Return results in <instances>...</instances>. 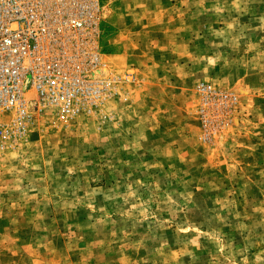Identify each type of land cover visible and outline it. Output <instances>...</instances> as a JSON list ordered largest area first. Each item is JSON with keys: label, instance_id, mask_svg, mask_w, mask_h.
<instances>
[{"label": "rangeland", "instance_id": "1", "mask_svg": "<svg viewBox=\"0 0 264 264\" xmlns=\"http://www.w3.org/2000/svg\"><path fill=\"white\" fill-rule=\"evenodd\" d=\"M102 1L110 97L0 143V264H264V0Z\"/></svg>", "mask_w": 264, "mask_h": 264}, {"label": "built area", "instance_id": "2", "mask_svg": "<svg viewBox=\"0 0 264 264\" xmlns=\"http://www.w3.org/2000/svg\"><path fill=\"white\" fill-rule=\"evenodd\" d=\"M104 5L102 0H0L3 147L23 139L47 110L65 118L92 114L110 97L117 80L101 72Z\"/></svg>", "mask_w": 264, "mask_h": 264}, {"label": "bare ground", "instance_id": "3", "mask_svg": "<svg viewBox=\"0 0 264 264\" xmlns=\"http://www.w3.org/2000/svg\"><path fill=\"white\" fill-rule=\"evenodd\" d=\"M69 1V0H68ZM105 11V10H104ZM103 16H104V13H103ZM101 72H103L104 74H107L108 72V69L107 67L105 66L104 68L101 69ZM98 74L96 73H93V76H97ZM25 88H27V86H25Z\"/></svg>", "mask_w": 264, "mask_h": 264}]
</instances>
